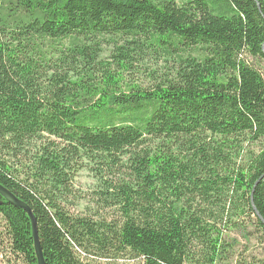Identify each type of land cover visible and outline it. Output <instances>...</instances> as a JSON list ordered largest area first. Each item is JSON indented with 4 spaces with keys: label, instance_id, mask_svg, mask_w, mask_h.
<instances>
[{
    "label": "trees",
    "instance_id": "1",
    "mask_svg": "<svg viewBox=\"0 0 264 264\" xmlns=\"http://www.w3.org/2000/svg\"><path fill=\"white\" fill-rule=\"evenodd\" d=\"M148 52L164 73L144 88L131 75ZM251 58L264 0H0V185L31 208L45 263L264 264L239 253L264 233ZM87 173L96 197L72 213ZM1 224L39 264L28 214L0 195Z\"/></svg>",
    "mask_w": 264,
    "mask_h": 264
},
{
    "label": "rangeland",
    "instance_id": "2",
    "mask_svg": "<svg viewBox=\"0 0 264 264\" xmlns=\"http://www.w3.org/2000/svg\"><path fill=\"white\" fill-rule=\"evenodd\" d=\"M112 48L110 46H106L104 49V53L102 55L103 59L110 57V53ZM144 57V61L138 65L139 69L135 71L134 74L131 75V79L136 81L138 85H142L144 88L152 87L154 85V79H158L164 73V70L160 68L163 64L160 62L159 66L155 65L154 62L156 58L152 55L146 54ZM250 61L255 64L257 69H259L264 76V61L256 62L254 59H250ZM155 73L152 74V72ZM123 169H119L113 167L110 171L109 169L103 173V176L106 180L116 181L120 180L123 174ZM126 172V171H125ZM124 172V173H125ZM94 173H87L83 177L78 179L76 186L74 188V192L77 196L75 200V204L70 209L72 213L80 212V208H78V199L83 197L81 201L82 204H86L87 201L92 200L96 197L94 193L96 190V179H93ZM103 216L114 219L117 216L116 210H104ZM236 237V235H233ZM237 238V237H236ZM256 238H261L262 241L253 240L252 243H248L243 240V238H239L240 241V251L239 253L243 254L244 257L255 256L259 260H264V233L257 234ZM238 239V238H237ZM245 247L247 250L245 251ZM237 253V255L239 254ZM236 258V257H235ZM234 258V259H235ZM234 262V261H233ZM88 264H143L140 260L133 259L132 256L127 255L125 257L115 258V259H102L95 258L87 261ZM0 264H29L27 259L24 256L13 254L9 244V238L6 236L4 231V225H0ZM232 264V263H231Z\"/></svg>",
    "mask_w": 264,
    "mask_h": 264
},
{
    "label": "water",
    "instance_id": "3",
    "mask_svg": "<svg viewBox=\"0 0 264 264\" xmlns=\"http://www.w3.org/2000/svg\"><path fill=\"white\" fill-rule=\"evenodd\" d=\"M0 195L3 196L9 203L14 205L16 208L21 209L28 214V216L31 220V223H32L33 237H34V241H35V251H36L38 263L39 264H46L45 259H44V255H43V250L41 247V243L39 240L37 220L34 217L31 208L29 206H27L26 204H24L23 202H21L20 200H18L11 192H9L6 188H4L1 185H0ZM252 205H253L254 211L258 214L257 209L255 208V206L253 204V200H252Z\"/></svg>",
    "mask_w": 264,
    "mask_h": 264
}]
</instances>
